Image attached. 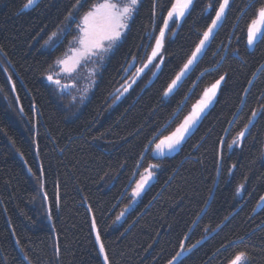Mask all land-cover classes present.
Masks as SVG:
<instances>
[{
    "label": "trees",
    "instance_id": "1",
    "mask_svg": "<svg viewBox=\"0 0 264 264\" xmlns=\"http://www.w3.org/2000/svg\"><path fill=\"white\" fill-rule=\"evenodd\" d=\"M97 1L88 0L80 14ZM174 2L140 0L89 99L70 112L44 76L76 37L75 23L56 45L44 44L67 22L75 0H39L30 9H23L26 0H0V264H103L95 230L111 264H168L181 243L196 245L183 264H229L240 251L247 264H264V39L247 44V27L264 0H230L207 54L164 99L162 88L214 16L207 4L217 6L193 0L166 34L157 77L155 68L146 69L119 96L146 62L147 37L158 35ZM205 69L212 71L197 81ZM224 73L227 82L180 148L152 155L153 131L188 96L173 131ZM245 126V137L231 147ZM150 163L159 165L155 180L118 223Z\"/></svg>",
    "mask_w": 264,
    "mask_h": 264
},
{
    "label": "snow or ice",
    "instance_id": "2",
    "mask_svg": "<svg viewBox=\"0 0 264 264\" xmlns=\"http://www.w3.org/2000/svg\"><path fill=\"white\" fill-rule=\"evenodd\" d=\"M36 3L37 0H26L23 9H30L34 7ZM87 4L88 0H75V3L72 5V11H69L66 17L68 24L62 31L66 34L71 28V25L75 23L76 30L80 33V36L74 39L78 40L81 49H72V51L82 57L96 56L99 60H102L104 54L110 52L112 47L121 39L123 30L128 28V21L132 19L133 14L137 11L139 0H120V2H116V0H103L101 3L91 4L87 7L86 11L80 14V10L85 8ZM192 6L193 0H175V2L171 4V7L167 9V15L161 17L162 27L159 28L158 35H148L147 37L149 41L147 47L151 48V52L150 54L146 53L147 60L143 66L136 69L137 78H140V75L143 74L146 69L151 71L152 68L156 69V71L152 72L153 77H157V73L161 71V65L164 62L163 50L165 48L166 33L171 31L169 22L171 21L172 24L178 27L179 21L185 17ZM205 11L213 12L214 16L209 17L210 23L206 26V29L198 33V42L195 43L191 54L187 56L182 65L178 66V71H175L174 78H171L170 82L162 88L161 95L164 99L175 96L182 87L184 81L189 78L193 70L198 66L199 61L207 54L218 35L219 28L222 27L226 19L227 11H230V0H217V6L209 3ZM74 13L79 14V23H76L77 17ZM173 35H175V33H173ZM58 36V32H53L49 39L58 38ZM258 39H264V4H261L256 9L255 17L251 19L247 27V44L252 46ZM153 40L154 45L151 43ZM57 63L64 64L66 61L61 60ZM4 71L7 72V69ZM211 71V69H205L200 73V76L197 77V81L206 74H210ZM227 77L228 74L224 73L220 75L210 87L205 88L201 98L192 105L191 111L183 117L182 121L173 131H168L171 124L183 111V107L187 103L189 97L186 96L184 100H181L175 112L172 114V119H170L167 124L163 125V127L153 131L152 138L148 141V145L153 146L151 150L160 157L177 151L186 137L190 136L195 130L202 115L206 114V110L216 97L221 83L227 82ZM8 78L11 79L10 76ZM48 79L52 80L53 77L49 75ZM54 83L60 85L59 80H55ZM135 83L136 80L133 79L132 84ZM251 83L252 82L249 81V85H251ZM196 86L197 85L194 83L193 89ZM14 87L15 85L13 84V88ZM63 87H68V85H64ZM130 87L131 84H129L124 91H128ZM189 92L191 93L192 89H189ZM261 112H264V108L261 109ZM256 115L257 112L253 111L252 117H256ZM251 123L252 121L249 120V124ZM247 131L248 128L245 126V129L237 134V137L233 139L232 143L236 144L242 141ZM165 132L168 134L165 135ZM158 167L159 165H149V168L144 169V173L140 174V179L135 182V188L132 192L134 197L139 196L145 185L151 180L153 173L150 169ZM233 167L235 166L233 165ZM242 189L243 185H240L237 191L239 192ZM261 201H264V197H261ZM257 206L259 207V204ZM121 215H123V213H121ZM92 227L95 228V218H93ZM95 239L99 243V253L103 257V264H111L109 255L105 250V245L101 241L99 230L96 231ZM197 243H199V241H197ZM195 246L196 245L193 244L186 249L184 244L181 243L179 245L180 251L176 252L175 255L168 260V264H183L184 253L186 251L190 252ZM55 250L58 252V244ZM247 256L248 254L246 251H240L235 254L229 264H247ZM25 258L27 259V257Z\"/></svg>",
    "mask_w": 264,
    "mask_h": 264
},
{
    "label": "rangeland",
    "instance_id": "3",
    "mask_svg": "<svg viewBox=\"0 0 264 264\" xmlns=\"http://www.w3.org/2000/svg\"><path fill=\"white\" fill-rule=\"evenodd\" d=\"M101 2H103V0H98L96 3H101ZM116 2H120V0H116ZM139 2H140V0H139ZM130 21H128V27H129ZM67 24H68V21L63 26H61L58 30L55 31V32L59 33L58 38H53L51 40L48 38L47 41L45 42L44 46L45 47H53L54 45H56L64 36L65 33L62 30L65 28V26ZM171 25H172V22L170 21L169 27ZM127 29L123 30V35H122L121 39L112 47L110 52L104 54L102 60H99L96 56L82 57V56H79L76 52H73L72 49H77V50L81 49V45L78 43V40L73 38L69 44V47H68L66 53L62 57L58 58L54 62V64L51 66V68L48 70V72L45 74V76H44L45 80L54 88L56 94L60 98L63 97L64 100H66V101H64V104L69 108L70 112L79 110L84 105V103L89 99V97H90V95H91V93L95 87V84L97 82V79L101 73V70L106 63L108 56L114 50V48L118 45V43L123 39ZM79 36H80V33L77 31L76 37H79ZM255 43L249 47H253L255 45ZM61 60L66 61V63L58 64L57 62L61 61ZM134 64H135V59L130 63L129 67L127 68L126 73H128L132 69ZM49 75H51L53 77L52 80L48 79ZM133 79L137 80V77L135 74H132V76L128 79V83H127L125 88H127L129 84H131V86L133 85L132 84ZM55 80H59L60 85H57L56 83H54ZM64 85H68V87H63ZM210 86H208V87H210ZM124 89L121 91V94L119 96H122L126 92V91H124ZM218 91H219V89H218ZM218 91H217V94H218ZM202 94H201V96H202ZM217 94H216V96H217ZM215 99H216V97L214 98L212 104L214 103ZM195 103H193V104H195ZM212 104L209 105L208 109L211 107ZM191 108H192V106H191ZM191 108L189 109V111H191ZM208 109L206 110V112L208 111ZM188 112L185 115H187ZM239 143H236V144H239ZM236 144H232L231 147L233 145H236ZM172 153H174V152H171L168 154H172ZM152 155L158 156L154 151H152ZM149 165H155V164L150 163ZM149 165L147 168H149ZM150 170L153 173L151 180H149V182L145 185L141 194L139 196H136V197H134L132 195L133 189L135 188V183H134L132 191H131V195H132L131 202L121 212V213H123V215H121V213H120L119 216L117 217L118 223L120 220H122L125 217V215L128 211H130L131 209H133L136 206V204L139 202V200H140L142 194L144 193V191L146 190V188L155 180V177H156L155 168L150 169ZM143 173H144V169L139 173L136 181H138L140 179V174H143ZM238 193H239V195H242V190L239 191Z\"/></svg>",
    "mask_w": 264,
    "mask_h": 264
},
{
    "label": "water",
    "instance_id": "4",
    "mask_svg": "<svg viewBox=\"0 0 264 264\" xmlns=\"http://www.w3.org/2000/svg\"><path fill=\"white\" fill-rule=\"evenodd\" d=\"M39 0H37V2H38ZM140 165V164H139ZM137 171H138V168H137V170H136V172L135 173H137ZM134 179V177L132 178V180Z\"/></svg>",
    "mask_w": 264,
    "mask_h": 264
},
{
    "label": "bare ground",
    "instance_id": "5",
    "mask_svg": "<svg viewBox=\"0 0 264 264\" xmlns=\"http://www.w3.org/2000/svg\"><path fill=\"white\" fill-rule=\"evenodd\" d=\"M95 232H96V230H95Z\"/></svg>",
    "mask_w": 264,
    "mask_h": 264
}]
</instances>
